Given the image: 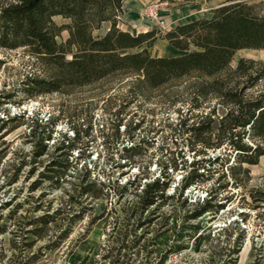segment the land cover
Instances as JSON below:
<instances>
[{
	"label": "rangeland",
	"instance_id": "obj_1",
	"mask_svg": "<svg viewBox=\"0 0 264 264\" xmlns=\"http://www.w3.org/2000/svg\"><path fill=\"white\" fill-rule=\"evenodd\" d=\"M10 1L16 0H0V5ZM169 1L174 4L164 9L178 11L186 3ZM226 1L236 5L244 31L264 16V0ZM53 20L57 25L69 22ZM109 26L104 22L93 34L103 35ZM152 29L158 37L149 48L152 56L183 54L160 38L169 29L149 25ZM67 37L63 30L56 40ZM240 58L264 59V50H238L230 66ZM44 69L25 47L0 48V226L5 229L0 264H109L113 258L103 261L102 255L120 243L110 237L112 228L135 227L137 213L127 222L126 212H138L143 184L161 174L167 186L160 209L153 211L149 226L127 237L129 246L148 231L137 247L122 249L125 256L115 264L136 252L135 261H140L148 251V261L157 262L166 250L170 253L164 264H264V158L243 165L249 169L247 177L241 172L232 176L223 164L221 179L220 172L205 174L207 180L179 194L190 162L202 156L189 151L184 140L189 133L182 135L177 123L213 107L223 114L218 98L201 93L214 77L190 73L151 87L139 82L142 77L120 72L84 86L26 95V77L43 75ZM68 142L73 146L60 149ZM131 145H139L134 161L123 150ZM210 190L217 198L211 203L222 207L189 218Z\"/></svg>",
	"mask_w": 264,
	"mask_h": 264
},
{
	"label": "trees",
	"instance_id": "obj_2",
	"mask_svg": "<svg viewBox=\"0 0 264 264\" xmlns=\"http://www.w3.org/2000/svg\"><path fill=\"white\" fill-rule=\"evenodd\" d=\"M230 1L232 0L226 2ZM122 2L123 0H16L2 3L0 48L25 47L45 68L43 75L26 77L22 91L29 96L56 92L65 87L88 85L120 72L136 78L142 77L139 82L151 87L190 73L214 77L202 86L201 93L213 94L218 98L219 104L224 106L223 114L217 115L213 107L206 113L191 112L177 123L182 135L189 133L184 138L189 151L202 156L190 162L191 169L181 179L179 194L182 195L189 186L207 180L213 172H220L221 179L224 165L232 176L241 172L247 177L249 169L243 165H256L260 158H264V59L240 58L235 67H231L230 62L238 50H264V16L257 18L252 30L244 31L240 27L241 20L235 10L236 5H226L224 2L211 11L210 17L180 24L160 36L169 46L183 54L154 57L149 48L158 38L157 29L133 35L117 27ZM54 17H62L69 22L57 25ZM104 22L110 23L108 30L103 35H94L93 31L99 29ZM63 30H67L68 37L59 43L56 37ZM67 54H70L69 59L66 58ZM140 124L141 121L135 124L134 129L139 128ZM47 137L49 139L50 135ZM72 146L68 142L66 145L62 144L60 149ZM138 146H123L125 152H130L128 160L134 161ZM210 151L214 154H210ZM219 160L223 161L217 164ZM205 174H208L206 178ZM161 175L152 182L143 184L135 206L138 212L135 209H131L130 213L126 212L127 222L137 213L135 227L130 229L126 225L124 229L112 228L110 237L120 243L102 255L103 261L112 257L109 264L117 263L125 256V253H121L122 249H134L140 238L148 232L144 230L129 246L124 243L137 229L145 224L149 226L155 217L153 211L160 209V201L165 198L167 186L164 174ZM212 193V190L207 193L209 198L189 218H196L222 207L221 203H211L217 199ZM153 205L155 208L141 221L142 215L149 212ZM4 231L0 226V234ZM151 253L152 251H148L146 256L149 257ZM169 253L166 250L159 255L157 262H150L146 256L135 261L138 254L136 252L134 258L127 256L120 264H164ZM87 258L88 255L85 260Z\"/></svg>",
	"mask_w": 264,
	"mask_h": 264
},
{
	"label": "crops",
	"instance_id": "obj_3",
	"mask_svg": "<svg viewBox=\"0 0 264 264\" xmlns=\"http://www.w3.org/2000/svg\"><path fill=\"white\" fill-rule=\"evenodd\" d=\"M149 1L151 0H123L117 27L133 35L148 31L149 25L151 24L142 19V9ZM175 1L178 2L181 0ZM225 1L226 0H186L185 5L180 7L178 11L167 8L161 11V15L167 21L177 20L178 23L176 25L172 24L169 26L174 27L202 17H210L212 14L211 11L219 7Z\"/></svg>",
	"mask_w": 264,
	"mask_h": 264
},
{
	"label": "built area",
	"instance_id": "obj_4",
	"mask_svg": "<svg viewBox=\"0 0 264 264\" xmlns=\"http://www.w3.org/2000/svg\"><path fill=\"white\" fill-rule=\"evenodd\" d=\"M171 5L169 0H151L143 6L142 19L148 21L158 29H169L168 24L161 15L164 7ZM119 18V16H117Z\"/></svg>",
	"mask_w": 264,
	"mask_h": 264
},
{
	"label": "bare ground",
	"instance_id": "obj_5",
	"mask_svg": "<svg viewBox=\"0 0 264 264\" xmlns=\"http://www.w3.org/2000/svg\"><path fill=\"white\" fill-rule=\"evenodd\" d=\"M54 18H55V17H54ZM249 50H250V49H249ZM253 52H254V51H253ZM256 52H258V51H256ZM254 53H255V52H254ZM79 261H80V260H79ZM79 261H78V262H79ZM78 262H77V263H78Z\"/></svg>",
	"mask_w": 264,
	"mask_h": 264
}]
</instances>
